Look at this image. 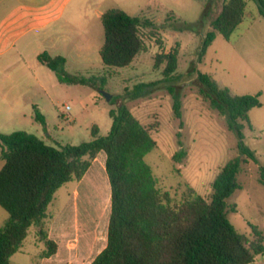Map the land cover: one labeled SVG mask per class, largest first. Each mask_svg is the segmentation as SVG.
Segmentation results:
<instances>
[{
	"label": "rangeland",
	"instance_id": "rangeland-1",
	"mask_svg": "<svg viewBox=\"0 0 264 264\" xmlns=\"http://www.w3.org/2000/svg\"><path fill=\"white\" fill-rule=\"evenodd\" d=\"M225 1L91 0L85 32L82 25L72 28L76 40L82 36L85 40L89 38L91 48L85 57L75 54L68 58L65 66L67 75L90 81L62 83L46 66L36 71L43 86L37 83L33 73L21 71L20 66L0 72V133L25 131L56 148L79 145L92 139L94 126L99 128L100 136H106L112 126L109 111L124 103L157 142L145 160L161 189L170 191L175 199L182 198L189 188L210 198L212 184L222 167L240 157L243 160L238 177L241 188L227 200L229 205H236L237 211L230 212L229 220L247 237L253 235L255 227L264 231V184L260 181L259 166L240 154L238 137L229 129L226 117L199 91L198 71H201L221 87L229 88L233 95L260 94L261 106L249 111L243 133L245 145L264 165V89L260 81L264 78V52L260 43L250 38L264 35V19L257 2L246 0L245 17L232 36L225 38L217 34L205 56L199 57L202 42L213 30L212 22ZM207 5L205 20L201 21ZM113 8L152 23L140 31L145 50L124 68L106 66L99 53L104 42V26L96 13ZM170 53L176 54V70L170 78H165L168 63L165 57ZM138 85H146L143 88L146 95L130 94ZM103 92L112 96L110 101ZM175 95L181 99V118L174 113ZM33 106L44 115L45 125L36 119ZM182 148L186 157L177 162L173 156ZM103 155L104 152L99 163L93 162L81 183L67 182L56 192L45 230L48 232L50 223L57 218L58 251L46 264H90L105 248L111 200L101 218L99 183L105 187V201L110 191L102 167ZM2 165L0 159V168ZM75 188L81 191V217L76 216ZM8 218V212L0 206V227ZM38 231L36 226L30 228L23 246L11 257V264H43L42 253L47 245ZM63 232L70 233V239H65Z\"/></svg>",
	"mask_w": 264,
	"mask_h": 264
},
{
	"label": "trees",
	"instance_id": "trees-1",
	"mask_svg": "<svg viewBox=\"0 0 264 264\" xmlns=\"http://www.w3.org/2000/svg\"><path fill=\"white\" fill-rule=\"evenodd\" d=\"M264 19V0H254ZM246 0H226L217 18L212 22L200 48V59L217 34L229 38L243 22ZM209 6L203 11L201 21ZM104 43L100 49L103 64L109 67L129 66L145 50L140 34L143 26L152 25L140 16L113 8L101 17ZM188 26L186 25V28ZM164 70L170 78L176 70V54L170 53ZM39 61L54 71L60 82L86 83L78 76L65 73L66 59L44 52ZM197 70V69H194ZM199 91L210 105L224 115L228 127L238 137L241 155L259 166L260 181L264 184V165L244 143V123L251 109L260 107V95H233L207 74L198 71ZM146 85H138L130 92L134 97L147 94ZM36 119L45 125V117L36 107ZM174 113L181 118V99L174 96ZM110 132L99 135L92 128V139L79 145L66 144L61 148L48 145L44 140L25 131L0 133V206L9 218L0 227V264H11V257L23 246L32 226L47 245L42 258L57 253L58 244L45 230L51 219L49 206L56 192L67 182H80L100 152L106 155L102 167L109 180V195L105 201V187L99 183L101 202L98 214L105 216L111 200L107 244L90 264H249L264 257V231L254 228L251 237L240 234L229 220L236 205L230 198L241 188L238 181L243 160L235 157L220 170L212 184L210 198L189 188L182 198L175 199L171 192L161 189L145 157L157 142L149 130L124 104L111 109ZM186 157L182 148L173 159L180 162ZM100 158L96 163H99ZM246 162V160H245ZM76 216L81 217V191L75 192ZM84 199L82 203H84Z\"/></svg>",
	"mask_w": 264,
	"mask_h": 264
},
{
	"label": "crops",
	"instance_id": "crops-1",
	"mask_svg": "<svg viewBox=\"0 0 264 264\" xmlns=\"http://www.w3.org/2000/svg\"><path fill=\"white\" fill-rule=\"evenodd\" d=\"M90 8L91 0H0V58H3L0 72L20 66L21 71L33 73L37 83L43 86L36 75V71H41V66H45L38 59L40 54L46 52L51 56H62L66 59L65 66L68 58L75 54L77 57L87 56L86 52L91 48L89 38L85 40L82 36L80 40H76L72 28L82 25L83 33L85 32ZM105 12L98 11L96 18L101 20ZM250 38L260 43L263 53L264 35L257 34ZM260 81L264 89V78ZM102 154L103 151L98 154L95 163L97 159L101 160ZM103 156L102 162L106 158L105 153ZM88 171L78 183L85 179ZM77 189H74V197ZM56 219L48 227V237L55 242L59 225ZM62 234L65 239H70V233ZM53 256L44 258L43 264L51 262ZM249 264H264V257Z\"/></svg>",
	"mask_w": 264,
	"mask_h": 264
},
{
	"label": "water",
	"instance_id": "water-1",
	"mask_svg": "<svg viewBox=\"0 0 264 264\" xmlns=\"http://www.w3.org/2000/svg\"><path fill=\"white\" fill-rule=\"evenodd\" d=\"M104 96L106 97L107 101H110L111 100V95H109L108 93L106 92H103Z\"/></svg>",
	"mask_w": 264,
	"mask_h": 264
},
{
	"label": "built area",
	"instance_id": "built-area-1",
	"mask_svg": "<svg viewBox=\"0 0 264 264\" xmlns=\"http://www.w3.org/2000/svg\"><path fill=\"white\" fill-rule=\"evenodd\" d=\"M68 110H69V107H68Z\"/></svg>",
	"mask_w": 264,
	"mask_h": 264
}]
</instances>
